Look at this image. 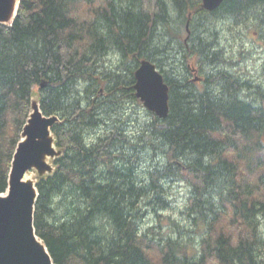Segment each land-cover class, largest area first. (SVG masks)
Masks as SVG:
<instances>
[{
	"label": "trees",
	"instance_id": "trees-1",
	"mask_svg": "<svg viewBox=\"0 0 264 264\" xmlns=\"http://www.w3.org/2000/svg\"><path fill=\"white\" fill-rule=\"evenodd\" d=\"M242 30L264 40V0H20L0 23V193L36 90L59 119L34 214L56 264H264V78L222 44ZM144 59L165 118L136 96Z\"/></svg>",
	"mask_w": 264,
	"mask_h": 264
},
{
	"label": "water",
	"instance_id": "water-1",
	"mask_svg": "<svg viewBox=\"0 0 264 264\" xmlns=\"http://www.w3.org/2000/svg\"><path fill=\"white\" fill-rule=\"evenodd\" d=\"M223 1L202 0V7L212 11ZM19 3L20 0H0V23L14 22ZM135 78L136 96L144 106L159 117H167L169 86L156 65L142 60ZM46 84L42 81L40 86ZM31 107L12 160L8 192L0 194V264H56L36 234L34 214L38 191L35 181L25 180V176L32 169L40 173L53 170L49 159L56 157L58 152L52 126L58 117L43 114L40 106L37 109L32 104Z\"/></svg>",
	"mask_w": 264,
	"mask_h": 264
},
{
	"label": "rangeland",
	"instance_id": "rangeland-1",
	"mask_svg": "<svg viewBox=\"0 0 264 264\" xmlns=\"http://www.w3.org/2000/svg\"><path fill=\"white\" fill-rule=\"evenodd\" d=\"M222 44L226 48L229 59L237 63L235 65V69L238 72L245 73L247 75L254 77L260 76L264 78V40L258 39L256 35L252 37L250 33L245 34L244 30H242L241 35H237L236 37L233 36L232 32L226 31V37L223 39ZM33 99L37 101L39 100L38 92L36 90L33 94L32 100ZM57 150H58L57 151L58 154H60L61 153L60 149ZM52 165L54 169L55 168L54 163H52ZM33 172H34L33 180H36L40 176L51 173V171L49 173L48 172L40 173L37 169H33ZM184 192H185V187L173 185L172 196L176 200L175 202L176 208L174 211L171 212V214L173 215L179 214V211L181 209L180 204L183 200ZM6 194L7 193L3 195ZM151 221L152 219L148 223H146V225H148ZM165 228L166 230H170L169 224H166ZM262 230L264 232V225Z\"/></svg>",
	"mask_w": 264,
	"mask_h": 264
},
{
	"label": "bare ground",
	"instance_id": "bare-ground-1",
	"mask_svg": "<svg viewBox=\"0 0 264 264\" xmlns=\"http://www.w3.org/2000/svg\"><path fill=\"white\" fill-rule=\"evenodd\" d=\"M33 98V97H32ZM39 102L37 100H34L32 101V104L37 107V109L39 108ZM57 116V115H56ZM58 117V116H57ZM55 147V146H54ZM33 177H34V172L33 171H30L26 174L25 176V180H33Z\"/></svg>",
	"mask_w": 264,
	"mask_h": 264
}]
</instances>
